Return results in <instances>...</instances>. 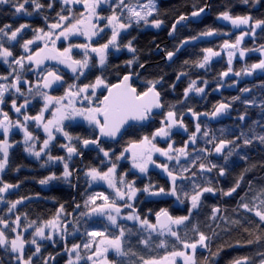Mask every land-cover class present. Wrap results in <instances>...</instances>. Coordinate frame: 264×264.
<instances>
[{
    "label": "trees",
    "instance_id": "1",
    "mask_svg": "<svg viewBox=\"0 0 264 264\" xmlns=\"http://www.w3.org/2000/svg\"><path fill=\"white\" fill-rule=\"evenodd\" d=\"M112 1L114 2L115 0ZM19 2H23V0H19ZM39 2L44 7L38 11L29 2L25 4V11L21 13H16L13 5H0V28L10 25V29H5V31L10 33L11 30H15L21 24L29 25V27L22 30L16 41H8L7 37L0 39V42L13 52L14 58L28 55V53L24 52L21 45L26 40L35 39L38 34L35 31L36 29L50 31L48 25L58 21V13L61 15H72V17L76 14L79 16L77 7L71 12L66 7H62L58 0H39ZM156 2L157 10L151 21L162 20L161 29H143V24L135 25L127 35L128 37H120V47L126 45L128 39L132 42V46L136 49L134 52L135 63L129 66L127 61L133 60L132 52L122 50L123 53L121 55H109L104 67L99 66L96 62L97 59L92 60L91 65L94 66L90 67L79 80H76L69 73H65L63 75L65 81L63 87L52 88L51 90L46 89L45 91H48L53 96H63L67 84L76 82V84L83 86L84 84L94 83L98 76L103 78L109 85H112L117 83L124 75H136L141 69L138 79L133 82V87L137 89V92H144L149 87L148 81L160 80V83L156 85V90L161 94V101L165 106L164 112L161 115L154 116L151 123L147 126L128 128L118 142H102L100 146L110 152L109 158H105L100 151L83 153L80 148L83 139L97 138L93 125L87 126L84 123L74 125L68 121L65 131L73 137L81 138L80 140L73 139L71 141L77 147L80 159H68L66 149L60 146L68 144V140L62 134H59L57 139L51 144L49 151L54 157H65L66 162L69 164V169L73 173L70 183H65L63 179H58L49 181L46 185H41L39 181L50 175L55 174L57 177H62L63 163L48 161L46 154L39 159L33 155H28L24 150L25 145L22 144L23 135L19 131L15 132L11 139L16 145L9 153V162L5 171L1 173L0 180L4 183L19 185V187L9 189V192L5 195V200L13 202L22 200L23 202L18 204L11 212L8 211L10 204L1 203L0 218L8 222L10 227H14L12 221L17 216H20L19 223L21 227L17 229V232H11L9 229L3 228V225H0V229H3L9 238L22 234L26 240H31L33 239V231H30L28 235L24 234V229L28 228L30 222H35V225H41L53 219L61 205L64 207V212L61 213L60 219L62 222L66 219L68 221L70 214L74 211L76 205L79 204V213L74 217L73 228L78 227L83 234L86 233V229L92 230L93 224L89 223V219L81 216L80 213L87 211L84 208V202L89 195L95 193L97 188L88 189L84 175L93 167L106 171L111 166L110 161L117 164L118 175L127 173L125 178L130 181L134 180L138 188L154 185L157 189L160 187L168 189L170 181L162 169L154 167L147 175L139 177L137 172L133 169V171L131 170L129 161L125 158L120 160L115 158L131 142H139L144 136L151 137L161 127L160 122L165 119L169 107L175 106L173 110L176 112L177 119L182 117L188 131H184L183 128L178 126L174 127L169 138L164 141L156 138L154 143L158 147L166 148L168 143H173L174 148L183 147L189 140L190 134L195 132V125L200 123L202 130L209 131L210 136L214 135L217 142L221 139L234 140L235 145H229V148L235 147L236 149L226 162L220 154L213 152L211 155H205L198 151L200 148L209 150L214 148L213 144L206 142L208 138L198 136L195 145L188 143V151L192 153L193 157H201L197 164H207L209 161L217 164L218 167L213 169L212 172L198 173V176L202 175L206 178V180L200 181L202 186L210 185L216 189V192L215 194L204 193L201 197L199 209L194 211L192 219L185 222V225H182L179 229L180 236L190 242L198 240V236L189 228H186V225L198 224L199 230L211 237L207 241L211 251L201 247L198 248L199 251L195 255L197 264H207V261H211V264H232L235 259L245 256L251 258L250 264H258L260 257L257 253L264 252V227L257 229V225L260 224L259 218L254 213L245 211L239 205L241 203H249L251 205L254 202L255 195L264 189V143H261L259 139L253 138L254 136L264 135V70L261 73L254 71L252 75H246L242 70L260 61V56L257 54L258 51L253 49H260L264 46V26L256 29L254 37L251 35L244 37L241 48L249 49V51L246 52L247 55L243 59L237 58L232 61L231 67L233 71L231 72V77L225 80L224 77H221V73L228 70L229 64L228 59L224 56L226 49H223V43L225 41L233 43L248 28L246 26L233 27L229 21L219 17L221 13L227 11L233 17L251 16L253 21L264 20V0H259V3H255V0H249L247 4L243 0H212L208 4L210 9L209 16L205 17L200 23L185 22L181 24L176 29L172 39H169V32L175 21L181 15L188 17L193 11L205 8L208 0H156ZM50 3L52 4L51 8L47 7ZM116 11H118V8ZM102 12L105 15H110L112 14V9L105 8L104 10L102 9ZM26 13H31V15ZM209 30H215L218 34L212 36L201 35ZM106 36H108V33L104 34L101 37L102 39H98L99 41L94 46L104 43ZM194 37L196 39H192ZM185 40L189 42L181 47L182 42ZM38 42L30 45V48L38 50L44 46V41L39 40ZM70 42L82 43L81 40ZM56 46L58 49L63 50L65 41H62L59 45L56 44ZM177 48H179V51H176ZM207 48L219 51L221 55L217 56V58H212L205 68L196 67L195 62L202 60L205 55L203 50ZM169 51L175 52L171 63H167L165 60L166 53ZM79 54L76 52L74 55L79 58L81 57ZM12 59L9 58L10 63H12ZM185 61L189 63L186 64ZM54 63H49V60L44 62L45 65H51V67L56 68ZM141 64H143V67H140ZM29 68L35 69V65H29L25 61V70L20 73L22 79L30 81V85L23 83L20 85L25 95L19 96L12 90L5 94V104L0 105V109L7 112L13 122L23 121V116L17 114L11 106L13 99H16L17 105H19L24 103L25 97L29 98L31 103L28 104L26 109H22L21 112H26L32 116L39 114L44 105L42 97L35 96L33 98L32 94L27 91L28 87L34 86L38 80L36 71H29ZM19 71L15 64H12L10 68L8 64H4L3 60L0 59V75L9 77L8 81H4V83L13 82L16 72ZM181 72L187 73V75L180 76V79L177 80V76ZM235 72H241V75L236 76L234 75ZM192 80L197 81V87H204L205 92L200 95L192 92L185 99L184 91ZM205 81H207L206 85ZM246 88L249 91H242ZM103 95H100L101 99ZM235 97H239V99L234 100ZM245 101H252V103L248 104ZM222 102L230 103L231 107L224 114L212 118L210 114L214 107ZM189 109L192 111L190 112ZM52 110L54 108L50 107L44 113L45 119H49ZM192 112L201 114L198 120L193 117ZM204 113L209 115H203ZM241 115L245 117L243 121L239 119ZM28 129L37 138V143L35 144L38 149L39 147L41 149L40 140L42 139V133L39 127L36 126L34 121H29ZM241 133L244 135L241 136ZM238 136L241 138L237 139ZM245 137L253 138V142L250 145H244L243 139ZM229 148H225L223 150L224 153H227ZM241 157L244 158L242 159ZM154 160L158 163H169L164 157H155ZM181 163L185 164L187 162L182 159ZM174 165L175 161L169 163V167ZM221 167L225 170L223 176L219 175ZM192 171H197V169L193 168ZM237 181H239L240 186L236 192L230 196L222 194L221 190L227 192L236 186ZM178 183L187 182L178 181ZM98 190L110 195L105 189H101L102 191ZM145 201L141 200L139 204L136 203L135 205L141 215L148 211L155 214L165 204V208H170L168 203L164 204L162 201H157V199L143 203ZM174 201L179 203L175 197L171 196L170 203ZM255 202L258 203V201ZM184 204H187L186 208L188 209L190 206L188 202L186 201ZM214 207L220 209L217 216L225 217L227 222L220 219L216 221L210 219ZM129 211V209H124L125 213ZM173 212L176 216H183L180 212ZM232 221H239V224H233ZM122 224L134 228L137 233L143 232V230H138L136 225ZM217 224H219V227H217ZM208 225H211V228ZM245 228L248 231H245ZM113 230L115 231V229ZM186 232L187 235H185ZM128 237V244L124 246L125 249L137 250L140 252V257L144 258H158L171 250L180 248V243L170 237L151 236L147 247L139 242L141 239L148 237L147 233L143 232L142 235L137 234ZM257 237H259L258 241ZM161 240L167 242L164 247L157 246ZM249 240L253 241V243L248 244ZM51 244L50 240L38 243L41 251L35 255H33L35 249L28 246L25 259L32 255V264H45V261L53 251ZM217 252L218 255L213 259L212 254ZM15 257L16 254H13L10 249L6 250V248L0 247V264H19ZM205 258H207V261Z\"/></svg>",
    "mask_w": 264,
    "mask_h": 264
},
{
    "label": "snow or ice",
    "instance_id": "2",
    "mask_svg": "<svg viewBox=\"0 0 264 264\" xmlns=\"http://www.w3.org/2000/svg\"><path fill=\"white\" fill-rule=\"evenodd\" d=\"M31 2L35 9L38 11L44 5H42L39 0H0V5H13L15 7L16 13H21L25 11V4ZM64 5H74V4H83L85 9L88 11V15L80 14L79 18L73 19L69 15H61L58 13V21L48 25L50 31H44L43 29H36L38 33L35 39H30L24 41L21 45L24 52L28 53L27 56L21 55L18 58L13 57V52L4 46L0 42V59L3 60L4 64H8L9 67H12V64H15L19 68V72H16L15 78L11 83H0V105L5 104V94L14 90L15 94L19 96H24L25 93L21 89L20 85L29 84L30 81L27 79H22L21 72L25 70V61L29 65H35V69L29 68V71L35 70L38 76L37 83L34 86H29L27 91L29 94H32L33 98L35 96L42 97L44 101L43 108L39 114L32 116L28 115L26 112L22 113V109H26L28 104L31 103V100L25 97L24 103L17 105L16 99H13L11 102L12 108L19 115L23 116V121H16L15 123L11 120L7 112H4L3 109H0V115L3 119H0V130L3 132L4 139L0 141V173H3L9 162V148L13 145L8 141V134L11 128L15 127L20 129L24 134V144L25 151L30 155L35 156L37 159L41 157L42 154L47 155L48 161H59L63 163V173L62 177H57L55 174L46 177L39 181L41 185H46L49 181L63 179L65 183H70L71 177L73 175L72 171L69 169V164L66 162L65 157L62 156H52L50 154V146L53 141L56 140V134L60 133L64 136L66 140L69 141L68 144H62L61 147L65 148L68 153V159L70 160L73 155H78V150L75 145L71 143L73 139L80 140V137H73L67 131H65L64 121L74 120L76 117H82L86 120L89 125H94L96 129L99 130V137L94 139H83L82 143L85 147L88 145H96L99 148V151L103 153L105 158L110 157V152L105 150L100 146V137L110 138L115 140L118 136L121 135L122 129L125 128V125L129 121H139L144 122L148 121L153 117L154 109L164 108V104L161 102V94L156 90V85L160 83V80L148 81L149 87L144 92H137V89L132 86L129 82L131 80V74L124 75L122 81L117 84L109 85L101 77H96L94 83L84 84L80 86L76 83L67 84L66 91L63 96H53L50 95L46 89H51L53 85L58 87L64 86V78L58 68H52L44 64L46 60H54L57 64H63L65 67L70 69L73 73L74 78L79 80L81 76L85 75V71L89 70L90 67V56L89 53H95L98 57V64L100 67H104L108 59V50L112 46L117 51L120 50V45L118 43V37L120 36L121 30H127L131 28L133 24L139 25L140 22H143L145 25L149 24V17L153 16L156 12V3L155 0H147V3H140V0H115V4L111 3V0H61ZM244 3H248L249 0H243ZM255 3H259V0H255ZM102 4H109L112 7V15L107 17H102L97 12V9ZM47 7L51 8L52 4H48ZM119 8V12L116 9ZM70 11V10H69ZM205 11L204 8H200L198 11H193L191 16L198 17L201 13ZM31 15V13H26ZM220 19L229 21L233 27L246 26L247 31L242 32L240 36L236 38L233 43L225 41L223 43V49H229L228 52V64L229 68L226 72L221 73V77L228 76L231 73L232 67V58L239 53V57L243 59L246 55V52L249 49L241 48V43L244 40L245 36L256 35V29L264 26V20H255L251 16H235L230 15L229 12L225 11L220 14ZM100 19H105L107 24L100 26L97 22ZM188 19L187 16L181 15L175 23L172 25L169 35H172L176 31V25L181 21ZM71 21V22H69ZM163 24L162 20H153L151 25L155 28H159ZM111 27V38L104 44L95 47L91 43L88 44H69L67 47L60 50L57 48L56 43L61 38L68 40L70 36L73 35H84L89 40L93 36L98 35L104 31L105 27ZM29 27L27 24H21L15 30L11 32L5 31V29H10V25H5L3 28H0V39L7 37L8 41H16L18 35L22 32L23 29ZM59 30V31H57ZM42 33V34H41ZM218 34L215 30H209L201 35L203 36H212ZM196 39V37L192 38ZM37 40L44 41V46L38 50H32L30 45L34 44ZM189 41L185 40L183 44H187ZM130 52H135L136 49L132 46V42L129 41L124 45ZM73 48H82L84 49L83 59H76L72 56ZM254 51H260L261 55L264 56V46L260 49H253ZM179 51V48L176 49ZM205 55L202 60L195 62V66L198 68H205L213 57L220 56L219 51H214L212 48H207L203 50ZM167 59L171 60L175 55V52L169 51L166 53ZM9 58L12 59V63L9 62ZM135 61H127V64L131 66ZM185 63H189L185 61ZM143 67V64L140 65ZM264 70V59H261L258 63L252 64L249 67L243 69L242 71L246 75H252V73L257 70ZM15 71V69H13ZM187 75V73L181 72L177 76V80L180 79V76ZM234 75L240 76L241 72H235ZM9 77L6 75H0V80L8 81ZM162 80V78H161ZM205 85L207 81L204 82ZM103 88L107 91V95H103L102 99L97 96V89ZM173 87H175L173 85ZM242 91L247 92L249 89H243ZM195 92L197 95L203 94L205 92L204 87H197V81L192 80L189 86L184 91V98L187 99L189 94ZM239 99L235 97L234 100ZM87 101V105H85ZM98 101V103L96 102ZM66 102V103H65ZM245 103L251 104L252 101H245ZM77 104L80 106L78 107ZM52 107L54 110L51 112V119H45L44 113ZM175 106L169 107L166 112L165 119L161 120V127H159L151 137L144 136L139 142H131L128 147H126L119 156H116V160L124 159V153H130L132 168L138 170L142 174H147L149 165H155L156 168H160L164 173L167 174V177L170 181V186L168 189L160 187L156 189L154 185H146L142 189L136 187L134 180H127L125 177L127 173L117 174V164L111 162V166L108 167L107 171H101L95 167L90 168L85 175L89 177L91 182H104L107 184L108 188L112 190L111 195H106L103 192H96L92 195H89L84 202V208L87 211L81 212L80 215L92 219L93 217L97 218L96 222L106 220L108 225H106L102 230H87L86 234L93 239L87 241L83 244V248L88 250L91 254L87 256V260L92 261V264H109L107 253L109 249L113 250L117 256H127L128 252L124 248V238L126 235L132 236L140 234L143 232H148V237L141 239L139 242L144 244L146 247L149 245L152 233H155L158 236H171L174 237L177 242L182 244L183 250H173L167 255H164L159 258H144L139 257L142 261V264H177L176 258L179 257L182 259L183 264H197L195 258L197 247L207 249L209 251L210 247L207 241L211 237L207 236L204 232L199 230L198 224H192L190 226L186 225V228H189L198 236V240L190 242L188 239H183L179 234V226L185 225V222L190 221L193 217L194 211L198 210L201 206V197L204 193H213L215 194L216 189L212 186H202L200 181L206 180L205 177L198 176V173L212 172L213 169H216L218 166L215 163L209 161L206 163H199L197 161L201 159L199 156L193 157L192 153L188 151V143L195 145L197 143V137L202 136L203 138H208L207 143L213 144L214 148L209 150L207 148L198 149L199 152L204 153L205 155H211L213 152L220 154L224 157L227 162L228 157H231L236 150L235 147L229 148V145H235L234 140H224L221 139L217 142L214 135L210 136L209 131L202 130L201 124L197 123L195 125V132L191 133L189 140L185 143L183 147L174 148L173 143H168L166 148H161L154 143L157 137L160 138H169L172 134V129L174 127L183 128L184 131H188L187 127L184 125L182 117L177 119L176 112L173 110ZM231 107L230 103H220L218 106L214 107V110L210 114L212 118H215L221 114H224ZM191 112L192 110L189 109ZM192 115L197 120L199 115L196 112H192ZM203 115H209L204 113ZM241 121L245 119L244 115L239 117ZM34 121L37 127H41L46 134V139L42 142V147L39 151L36 150L35 140L37 139L31 131L28 129V122ZM244 134L241 133V136ZM241 137H237L240 139ZM253 138L259 139L261 143H264V135L254 136ZM253 138L245 137L243 139L244 145H250L253 142ZM229 148L227 153H224V149ZM159 153L160 156L164 157L169 163L175 161L173 167H169V163H158L153 159V154ZM190 157H192L190 159ZM242 159L244 157H241ZM186 161L187 163L182 164L181 160ZM193 168H196L197 171H192ZM225 174L224 168H220L219 175L223 176ZM242 179V177H241ZM187 182V183H178ZM0 202L10 204L8 209L11 212L17 207L18 204L22 203V200L16 201H7L5 200L4 194L8 192L9 189L19 187V185H13L9 183H4L0 180ZM74 186V185H73ZM240 183L237 181L236 186L223 192V195L230 196L232 193L236 192L239 188ZM139 192L147 193L149 196H172L175 197L180 204H184L186 201L190 205L187 209V215L174 217L170 215L167 209H161L155 213L156 222H151L147 217H142L138 212L137 207L135 206V201L137 194ZM243 199V198H242ZM101 201L102 203H97ZM255 201H258L256 203ZM123 202V203H120ZM245 211L252 212L256 217L259 218L260 224L257 225V229L264 227V189L260 191L259 194L255 195L254 202L250 205L249 203H241L239 205ZM77 208H80V205H76ZM124 209H129L130 211L125 213ZM64 212L63 205L60 206L59 211L56 213V216L53 219H50L44 223V226H35L33 239L26 240L22 234H17L14 238H9L8 235L0 229V247L10 249V251L16 254V260L19 264H32V255H29L25 259L24 249L26 244L36 245L35 254H39L41 251L40 245L37 244L35 237H39L41 240H52V234L45 235V228L53 229L56 234L60 235L61 232L67 231V224H63L60 221L59 217L61 213ZM220 212L219 208L212 209L211 220L216 221L217 219L225 220L223 216L218 217L217 213ZM121 220L133 221L136 225L139 226V229L143 232L137 233L132 227L122 225L119 223ZM20 216H17L12 224L14 227H10L9 223L6 222L3 218H0V225H3V228L9 229L11 232H17V229L21 227ZM227 222V221H226ZM68 223H71L69 221ZM79 223V221H77ZM233 224H239V221H232ZM35 222H30L28 227H33ZM109 226L111 228L118 230V235H108ZM211 228V225H208ZM219 227V224H217ZM27 229H25L26 231ZM79 229H77L78 231ZM245 231H248L245 228ZM215 234V233H213ZM187 235V232L185 233ZM99 237L100 239H96ZM64 237L61 235V239ZM259 237H257V241ZM166 241L161 240L158 247H164ZM253 243L249 240L248 244ZM93 245H95V250L93 251ZM81 244H73L70 249L66 248L70 253H75V259L73 260L70 256L68 264H79V261L82 259L80 254ZM190 249L191 252L185 250ZM136 255V253H132ZM217 253L212 254V258L215 259ZM257 255L260 257L258 264H264V252H258ZM95 257V259H94ZM207 261V258H205ZM250 257H242L235 259L232 264H250ZM47 264V261H45ZM207 264H211V261H207Z\"/></svg>",
    "mask_w": 264,
    "mask_h": 264
},
{
    "label": "rangeland",
    "instance_id": "3",
    "mask_svg": "<svg viewBox=\"0 0 264 264\" xmlns=\"http://www.w3.org/2000/svg\"><path fill=\"white\" fill-rule=\"evenodd\" d=\"M59 2H60V5L62 6V7H66L67 9H69L71 12L73 11V9L74 8H76L77 7V9H78V11H79V16H80V14L81 13H83L85 16L86 15H88V11H87V9H85V7H84V5L83 4H74V5H64V4H62V2H61V0H58ZM114 3H115V1H114ZM140 3H147V0H140ZM155 3H156V10H157V2H156V0H155ZM103 8H110V9H112L111 7H109V5L108 4H102L98 9H97V12L100 14V16H102V17H107V16H110V15H112V14H110V15H105L103 12H102V9ZM104 10V9H103ZM156 13V12H155ZM155 13H154V15H155ZM154 15L153 16H150L148 19H149V21H150V23L149 24H147V25H145L143 22H140V24L139 25H141V24H143V29H152V30H158V29H161V27H162V25L159 27V28H155V27H153L152 25H151V19L154 17ZM72 16V15H71ZM79 16H77V14L73 17V19H75V18H79ZM100 26H104V25H106L107 24V21L105 20V19H100L98 22H97ZM134 25H137V24H134ZM109 30H110V26L109 27H105L104 28V31L103 32H101V33H99L97 36H102L105 32H109ZM110 34V33H109ZM111 35V34H110ZM96 36H93L92 38H91V40H89L86 36H84V35H73V36H70L69 38H68V40H64L63 38H61L59 41H57V45H59V43H61L62 41H65V46H64V48L65 47H67L69 44H88V43H91L93 46H94V44H95V42L97 41L96 40ZM73 39H77V41L78 40H81L82 41V43H78V42H76V43H71L70 41L71 40H73ZM102 39V38H101ZM96 40V41H95ZM39 40H37L36 42H38ZM42 41V40H41ZM39 43V42H38ZM100 46V45H99ZM96 47V46H95ZM98 47V46H97ZM110 47H112V46H110ZM230 50L229 49H226L225 51H224V53H225V57L227 58V59H229V57H228V52H229ZM76 52H78V53H80L79 55L81 56V57H79V58H76L75 57V53ZM118 52L119 51H117L115 48L113 49V53L114 54H118ZM72 56L74 57V58H76V59H83V56H84V49H82V48H73V50H72ZM257 54L260 56V60L261 59H264V56H262L261 55V52L260 51H258L257 52ZM246 55H247V53H246ZM245 55V56H246ZM89 56H90V61H92V60H96V59H98V57L96 56V54L95 53H89ZM213 58H217V56L216 57H213ZM241 59L240 57H239V53H237L233 58H232V61H234L235 59ZM53 62H55L54 64H55V66H56V68H58L59 70H60V72H61V74H65V73H69L71 76H74L73 75V73L70 71V69H68L67 67H65L63 64H57V62L56 61H54V60H49V63H53ZM96 62L98 63V60H96ZM90 65H91V63H90ZM50 67H51V65H49ZM52 68H55V67H52ZM87 71V70H86ZM85 71V72H86ZM255 72L256 73H261V72H263V70H260V69H257V70H255ZM0 83H4V81H2V80H0ZM53 88V87H52ZM51 88V89H52ZM51 89H47V90H51ZM105 89H103L102 87L101 88H99V89H97V96L100 98V95H102V94H104L105 93ZM97 103H98V101H96ZM66 103V102H65ZM77 106L79 107L80 105L79 104H77ZM53 111V110H52ZM51 111V112H52ZM46 113V112H45ZM0 119H3V117H2V115H0ZM49 119H51V116L49 117ZM71 122L72 124H74V125H76V124H82V123H84L85 125H87V126H91V125H89V123L86 121V120H84L82 117H76L74 120H66V121H64V124H65V126L67 125V123H69V122ZM15 123V122H14ZM39 129H40V131H41V135H42V139L40 140V144H41V146H42V143L41 142H43V140L44 139H46L47 137H46V134H45V132L43 131V129L41 128V127H39ZM19 131V133H21L22 135H23V138H22V144H24V134H23V132L20 130V129H18V128H15V127H13V128H11L10 129V131H9V134H8V141H9V143L10 144H12L13 146L11 147V148H9V153H10V151L15 147V145H16V143L15 142H13V140L11 139V137L14 135V133L15 132H18ZM60 133H57L56 134V139H57V137H58V135H59ZM157 138H159L161 141H164L166 138H160V137H157ZM4 139V136H3V132H2V130H0V141H2ZM38 142H39V140H37ZM54 142V141H53ZM52 142V143H53ZM35 143H37L36 142V140H35ZM68 143H69V141H68ZM25 145V144H24ZM65 149V148H64ZM36 150H40V147H39V149H38V147L36 146ZM26 152V151H25ZM28 155H30L28 152H26ZM0 155H2V154H0ZM44 154H42L41 156H43ZM124 156H125V159L127 160V161H129V164H130V166H131V170L133 169L132 168V163H131V155H130V153H124ZM155 157H161L162 158V156H160L159 155V153H154L153 154V159H155ZM155 167V165H149V169H148V172L151 170V169H153ZM135 172H137V174L139 175V177H143V176H145V175H147L148 174V172H147V174H142V173H140L138 170H136V169H133ZM132 170V171H133ZM107 171V170H106ZM0 175H1V173H0ZM84 180H85V182H86V185L88 186V189H90V188H97L96 189V191H95V193L96 192H99V190L98 189H105L106 191H108L109 193H110V195L112 194V190L111 189H109L108 188V186H107V184H105L104 182H91L90 181V179H89V177H87L86 175H84ZM102 191V190H101ZM8 192H9V190H8ZM7 192V193H8ZM7 193H5L4 194V197H5V195L7 194ZM152 197H156V196H152ZM158 198V197H157ZM1 203H3V202H0V205H1ZM99 203H102L101 201H99ZM59 219H60V217H59ZM60 221H61V219H60ZM89 223H92L93 224V229H96V230H102L106 225H108V222L106 221V220H103V221H100V222H96L97 221V218L96 217H93L92 219H89ZM62 222V221H61ZM124 222H126V223H129V224H132V225H136L133 221H126V220H121V221H119V223L120 224H122V223H124ZM62 224H63V222H62ZM62 224H61V227H62ZM122 225H124V224H122ZM35 226H44V223L43 224H41V225H34L33 227H28V228H26L27 230L25 231V229H24V234L25 235H28L29 233H30V231H33V233H34V230H35ZM136 227L137 228H139V226L138 225H136ZM76 230H74L73 232H75V233H80V234H83V233H81V229H79L78 231H77V229H78V227H76L75 228ZM92 229V230H93ZM111 228H110V226H109V231H108V234H116V231H117V229H115V231H112V230H110ZM112 229H114V228H112ZM52 234V236H53V238H54V236H57L58 234H56V232L53 230V229H51V228H45V235H48V234ZM148 234V233H147ZM83 235H87L86 233L85 234H83ZM152 236H157V235H152ZM35 239H36V241H37V244L38 243H41V242H44V241H46V239L45 240H41L39 237H35ZM91 239H93L92 237H88V239L87 240H84V239H82L81 241H83V242H87V241H89V240H91ZM96 239H100L99 237H97ZM28 246H31V247H33L34 249H35V247H36V245H33V244H26V246H25V249H24V253H26V248L28 247ZM199 247V246H198ZM80 250L81 251H83L84 253H88V250H86V249H84L83 248V246L80 248ZM190 250V249H189ZM14 254V253H13ZM26 255V254H25Z\"/></svg>",
    "mask_w": 264,
    "mask_h": 264
},
{
    "label": "flooded vegetation",
    "instance_id": "4",
    "mask_svg": "<svg viewBox=\"0 0 264 264\" xmlns=\"http://www.w3.org/2000/svg\"><path fill=\"white\" fill-rule=\"evenodd\" d=\"M111 3L114 5L115 3L111 0ZM109 5V4H108ZM110 6V5H109ZM112 8V7H111ZM105 9V8H103ZM119 8H118V11L119 12ZM135 25L133 24V26L131 28H128L127 30H121L120 32V36L118 37V43H120V37L122 36H126L128 37L127 35L131 32L132 28H134ZM111 27H110V30L109 32H105L104 34L108 33V36H106L105 38V42L106 43L110 38H111ZM110 33V34H109ZM103 34V35H104ZM102 35V36H103ZM101 35L100 36H97L96 35V40L99 41L98 39H100L102 37ZM95 40V41H96ZM71 41H74L76 42L77 39H73ZM96 41V42H97ZM130 40L128 39L127 40V43L129 42ZM95 42V43H96ZM73 43V42H71ZM102 43V44H104ZM126 43V44H127ZM101 44V45H102ZM97 47V46H96ZM113 47H109V50H108V57L109 55L111 54H114L113 53ZM128 51V49L126 47H120V50L118 52V55H121L123 53V51ZM129 55V54H128ZM132 55V59L135 58V55H134V52L131 53ZM98 60V59H97ZM93 61H90V63H92ZM135 63V61H134ZM64 75V74H62ZM64 78V76H63ZM76 83V82H75ZM64 84H65V81H64ZM53 88L54 89H58L60 87H58L57 85H53ZM85 105H87V101L84 102ZM144 186L141 187V189L143 188ZM157 189V188H156ZM158 197V198H157ZM170 198L171 196H164V195H161V196H156V197H152V196H149L147 193H144V192H139L137 194V197H136V201H135V205L136 203H140L141 200L145 201L143 203H148L150 202V200H154V199H157V201H162V203H168L169 204V209L168 208H165V205L162 206V209H167L168 212L170 213V215L174 216V217H179V216H176V214H174L173 211H177V212H180L181 215H187V204H179L178 202H173V203H170ZM123 203V202H121ZM142 203V204H143ZM77 210V207H75L74 211L70 214V219H71V215L75 213V211ZM79 212V208H78V211L76 214H78ZM140 213V212H139ZM74 215V217H75ZM73 217V218H74ZM142 217H147L151 222L155 223V214H152L151 211H148L147 213H145L144 215H142ZM68 219V221L70 220ZM67 219L63 221V224L67 223L68 222ZM182 226V225H181ZM181 226H179V229L181 228ZM138 230H141L139 228H137ZM74 230H76L75 228H73V225H71L69 228H68V234L67 236L65 235H62V233L60 235H57V236H54V238L52 240H50V242L52 243V247H53V251H52V254L50 255V257L46 260L47 261V264H68V261H69V258L71 256V258L74 260L75 259V253H70L69 251L66 250V248L70 249L71 246L73 244H81V247L83 246L85 242L81 241L82 239L84 240H87L88 239V235H83V234H80V233H75L73 232ZM145 233H148V232H145ZM61 235L64 237L63 239H61ZM109 236L111 235H118V230L116 231V234H108ZM152 235H156L155 233H152ZM158 236V235H157ZM161 238H173L175 239L174 237H171V236H160ZM57 238V239H56ZM66 238V240H65ZM128 235L125 236L124 238V246L128 244ZM62 248V250H60ZM125 248V247H124ZM95 250V245H93V251ZM127 252H128V255L127 256H117L116 253L109 249L108 253H107V258H108V261H109V264H142V261L139 259L140 257V252L137 251V250H129V249H125ZM175 250H183V246L182 244H180V248H177ZM80 251V254L82 256V259L79 261V264H92V261H89L87 260V256L89 254H91L89 251L88 253H84L83 251L79 250ZM173 251V250H171ZM171 251L161 255L160 257L164 256V255H167L168 253H170ZM187 252H191V250H185ZM199 251V249L196 250V253ZM132 253H136V255H132ZM196 255V254H195ZM156 258V257H155ZM159 258V257H158ZM95 259V258H94ZM176 261H177V264H183V261L181 258L177 257L176 258Z\"/></svg>",
    "mask_w": 264,
    "mask_h": 264
},
{
    "label": "water",
    "instance_id": "5",
    "mask_svg": "<svg viewBox=\"0 0 264 264\" xmlns=\"http://www.w3.org/2000/svg\"><path fill=\"white\" fill-rule=\"evenodd\" d=\"M211 1H212V0H208L207 6L204 8L205 11H204L203 13H201L200 16H198V17H193V16H191V15L188 16V19H186V20H184V21H181L179 24L176 25V29L178 28V26H180L181 24H183V23H185V22L200 23L205 17L209 16V15H210V9H209V7H208V6H209L208 4H210ZM174 33H175V32H174ZM174 33H173L172 35H169V39H172V36L174 35ZM172 59H173V58H172ZM172 59H171V60H168V59H167V56H166V58H165V60H166L167 63H171V62H172ZM140 71H141V69H140ZM140 71H138V73H137L136 75H132V74H131V80H130L129 82L132 84V86H133V82L136 81V80L138 79V77H139V72H140ZM127 75H129V74H127ZM229 77H231L230 74H228V76L224 77V79H228ZM122 78H123V77H122ZM122 78H121L117 83H120V82L122 81ZM117 83H115V84H117ZM105 95H107V91H106V94H105ZM161 102H162V101H161ZM163 112H164V108H161V109H154V110H153V117H154V116L161 115ZM153 117H152L151 119H149L148 121H144V122H139V121H129V123H128L127 125H125V128L122 129V133H121V135L118 136L115 140H112V139H110V138H106V137H100V144H101L102 142H106V143L118 142V141L123 137V135H124L125 132L128 130V128H130V127H134V126H136V127H144V126H147L148 124L151 123V121L153 120ZM96 134H97V137H99V130H98V129H96ZM80 148H81V150L83 151V153H86V152H88V151L99 152V148H98L96 145H91V144H90V145H88L87 147H85V146L83 145V143H82ZM66 155L68 156V153H67V152H66ZM71 158H73V159H77V158H79V159H80L79 154H78V155H73ZM77 211H78V208H77V210L75 211V213H77ZM75 213L71 215V220H70L71 223H66V224H67V228L71 226V224H72V219H73ZM155 222H156V220H155ZM63 233H64L65 236H66V232H63ZM65 240H66V238H65ZM94 258H95V257H94Z\"/></svg>",
    "mask_w": 264,
    "mask_h": 264
}]
</instances>
